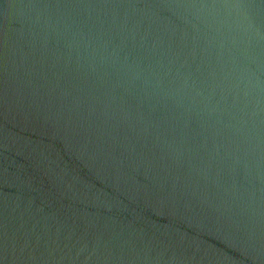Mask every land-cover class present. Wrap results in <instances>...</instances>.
<instances>
[{"label":"water","instance_id":"1","mask_svg":"<svg viewBox=\"0 0 264 264\" xmlns=\"http://www.w3.org/2000/svg\"><path fill=\"white\" fill-rule=\"evenodd\" d=\"M0 264H264V0H0Z\"/></svg>","mask_w":264,"mask_h":264}]
</instances>
